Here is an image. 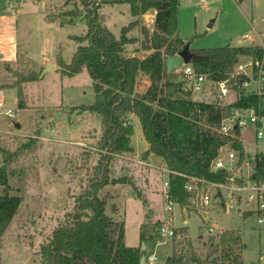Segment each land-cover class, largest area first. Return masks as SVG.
I'll return each instance as SVG.
<instances>
[{
    "label": "rangeland",
    "instance_id": "374dc122",
    "mask_svg": "<svg viewBox=\"0 0 264 264\" xmlns=\"http://www.w3.org/2000/svg\"><path fill=\"white\" fill-rule=\"evenodd\" d=\"M82 10L81 0H0V84L9 83L13 78L5 65L6 59L16 51L15 63L8 65L13 71L28 74L34 64L37 67L46 63L55 65L37 80L22 85L26 109L18 107L17 89L0 90L4 96L0 107V145L14 150L29 139L36 140L32 150L20 156L8 169V193L20 197L21 204L0 237L1 264H42L41 246L48 242L60 223L71 218L75 199L93 174L99 157L95 143L100 136V118L94 113L71 109L94 102L88 71L85 68L67 77L57 65L59 59L70 63L78 46L71 37L86 32V25L77 19ZM70 11L79 14L71 22L69 18L76 16L64 15ZM100 13L105 18L103 24L111 32L125 24L129 16L127 11L117 20L112 6L102 7ZM152 14L154 11L150 10L139 19L150 33L154 29ZM46 16L54 21H45ZM261 18H264V0H179L178 32L183 42L190 43V49L224 47L251 33L252 20ZM57 20L67 24L60 26ZM190 98L194 101L199 95L193 96L190 92ZM234 98L229 95L225 102ZM126 121L131 124L133 134L132 151L125 156L144 158L146 143L140 137L139 121L131 115ZM15 124L20 127L16 128ZM243 145L253 152L248 138ZM144 159L157 168L165 167L163 161L155 157ZM157 168L141 167L114 156L110 163V183L99 196L108 197V216L124 224L126 246H137L141 231L151 236L148 251L144 253L147 259L155 247L152 241L164 242L156 259L157 264H162L171 253L173 238L161 237L158 231L166 220L164 173ZM245 169L240 171V177L246 175ZM0 192L4 193L3 188ZM180 208L173 207L169 220L175 228L186 227L188 236L200 246L198 248L202 247L198 237L210 235L209 228L239 230L244 245L243 264H264V223H257V216H263L261 212L249 210L243 215L235 209L225 211L217 205L206 210L210 213L203 218L192 201L189 207ZM222 232L208 236L203 242L207 243L209 238H216ZM184 237H176V242ZM177 249L187 250L181 245ZM207 252V246L203 245L199 253L205 256Z\"/></svg>",
    "mask_w": 264,
    "mask_h": 264
},
{
    "label": "trees",
    "instance_id": "16d2710c",
    "mask_svg": "<svg viewBox=\"0 0 264 264\" xmlns=\"http://www.w3.org/2000/svg\"><path fill=\"white\" fill-rule=\"evenodd\" d=\"M127 4L133 17L154 11L153 32L149 35L143 28L141 49L150 55L140 59L123 54L127 38L137 21L122 27L119 38L105 27L104 18L98 10L104 4ZM82 20L86 34L73 37L79 45L69 64L61 59L57 65L61 74L73 77L87 69L94 90V102L73 110L87 111L100 118V136L95 146L99 157L82 193L75 199L74 212L70 219L60 223L48 242L40 248L42 264H140L144 255L142 245L152 240L142 231L139 244L128 247L124 242V224L112 220L106 214L108 197H100L110 183V163L114 155L132 151L133 128L126 121L134 115L141 126L148 149L144 158L153 155L160 158L171 172L168 195L181 208L189 207L195 193L184 189L186 177L206 179L224 183L226 173L209 171L218 149L228 138L217 133L221 120V109L211 104L197 103L184 90L175 72L166 71L165 61L176 55L186 42L179 37V0H81ZM68 16L79 14L68 12ZM75 18V17H73ZM47 21L53 18L46 16ZM70 20L69 22H71ZM86 43V44H84ZM249 49L224 47L191 49L199 56L192 66L200 72H211L217 80L225 73L237 56ZM34 64L32 71L25 74L13 71L8 65L5 70L12 75V84L0 86V90L17 89L19 109H26L22 85L38 79ZM139 75L148 77L150 85L143 92H136ZM248 101H244L247 104ZM35 139L21 144L14 150L0 145V237L5 233L21 204V198L8 193V169L20 156L32 150ZM252 178L264 181V157L256 162ZM244 215V214H243ZM250 214H246L249 216ZM185 236L181 242L176 237ZM186 227L174 228L172 252L164 264H242L244 249L239 230L223 231L217 238H209L207 254L202 256L186 237ZM208 244V245H207ZM186 251H178L179 246ZM1 264V262H0Z\"/></svg>",
    "mask_w": 264,
    "mask_h": 264
},
{
    "label": "built area",
    "instance_id": "2783aa9c",
    "mask_svg": "<svg viewBox=\"0 0 264 264\" xmlns=\"http://www.w3.org/2000/svg\"><path fill=\"white\" fill-rule=\"evenodd\" d=\"M230 46L249 50L237 56L222 80L215 79L211 72L197 71L192 64H183L175 71L184 90H189L193 96L199 95L195 102L208 103L221 109V120L216 131L228 138L218 149L209 168L212 173L224 171L226 181L214 183L202 178L186 177L184 189L188 193H195L192 202L199 207L201 211L198 212L202 216L206 215V210L218 205L225 211L235 209L242 214L249 210L261 212L263 216H257V222L262 224L264 181L252 178V175L256 162L264 157V32L252 30ZM229 95L235 98L225 102ZM244 101L248 103L244 104ZM1 102L0 98V105ZM245 138L253 145V152L245 149ZM260 144L263 148H258ZM128 154L130 155L121 153L114 156L130 160L141 167L157 168L144 158L125 156ZM243 168H246V175L240 177L239 173ZM157 169L164 173L163 211L166 220L160 224L158 231L161 237L172 238L174 228L169 218L176 203L168 195L171 172L166 166ZM154 260L155 255L152 254L145 258V263Z\"/></svg>",
    "mask_w": 264,
    "mask_h": 264
},
{
    "label": "crops",
    "instance_id": "0c3cea01",
    "mask_svg": "<svg viewBox=\"0 0 264 264\" xmlns=\"http://www.w3.org/2000/svg\"><path fill=\"white\" fill-rule=\"evenodd\" d=\"M104 6H112V9H115V11H116V19L117 20H121L122 19V14H126V12L128 11V14H129V16L127 17V19L124 21L125 22V24H123V25H120V26H118L117 27V29L116 30H113L112 31V33L115 35V37L116 38H119V36H120V32H121V29H122V27H124V26H127L129 23H132V22H135V21H137V25L134 27V28H132L130 31H129V33L127 34V38L128 39H131V40H133L131 43H128V44H126L125 45V47H124V51H123V54H124V56H126V57H133V56H136V57H138V58H140V59H143V58H145V57H147V56H149L150 55V51H147V50H143V49H141V42H142V40H143V35H142V29L143 28H145L147 31H148V33H149V35H151L152 34V32L150 33L149 32V30L144 26V25H141L140 23H139V19H140V17L142 16V15H140V16H137V17H133L131 14H130V8H129V5H127V4H112V3H110V4H104V5H102L101 6V8L98 10V13L100 14V15H102L101 13H100V10L102 9V7H104ZM121 9H123V10H121ZM12 13H14V12H12ZM102 16H104V15H102ZM151 17H152V22L154 21V15L152 14V15H150ZM82 16H80V17H75V18H77V19H80V22H83L84 23V21L82 20V18H81ZM105 19V18H104ZM70 20H72L73 21V17H70L69 18V20L68 21H70ZM45 21H47V19H46V17H45ZM54 21V20H53ZM244 21L246 22V20H245V18H244ZM47 22H49V21H47ZM57 22L60 24V26H64V25H66L67 23H64V21L62 22V21H59V20H57ZM85 24V23H84ZM246 24H247V22H246ZM178 25H179V20H178ZM211 25H209L208 27H210ZM264 18H261L259 21L258 20H256V19H253L252 20V24H251V28H252V30H254V31H257V32H264ZM86 30H87V28H86ZM86 34V32L84 33V34H82V35H80V36H83V35H85ZM247 34V33H246ZM139 36L141 37L140 39H139ZM243 36V35H242ZM73 37H79V36H72L71 38H73ZM182 40V39H181ZM238 41V40H237ZM76 42V41H75ZM185 42V41H184ZM77 43V42H76ZM78 44V43H77ZM84 44H86V43H84ZM190 44V43H189ZM79 45V44H78ZM230 45V44H229ZM78 47V46H77ZM77 47H76V49H77ZM191 48V47H190ZM76 51V50H75ZM17 51H16V53L14 52L11 56H9V58L8 59H6V61H7V63H6V65H13L14 63H15V60H16V55H17ZM23 55H26V56H28L27 54H23ZM71 61V60H70ZM50 63H46L45 65H43V66H41L40 68H42V67H44V66H47V65H49ZM5 65V64H4ZM52 66H53V69L55 68V65L54 64H52ZM84 70V69H83ZM12 80H13V78H12ZM11 80V81H12ZM9 82V83H12V82ZM14 81V80H13ZM9 83H6V84H9ZM1 85H4V84H0V86ZM149 85H150V82H149V79H148V77L147 76H145V75H139V77L137 78V82H136V92H139V93H143L148 87H149ZM3 91H0V98H1V101H2V104H3V101H4V99H3V93H2ZM11 114H12V112H11ZM129 115H131V114H129ZM131 116H134V115H131ZM135 117V116H134ZM136 118V117H135ZM138 120V119H137ZM140 137H142V139L144 140V138H143V135H142V133H140ZM144 142L146 143V141L144 140ZM131 148H132V140H131ZM148 149V144L146 143V150ZM154 156L153 155H150V156H148V158L150 159V158H153ZM155 158H157V157H155ZM157 159H159V160H161L160 158H157ZM165 165V164H164ZM166 166V165H165ZM110 205V204H109ZM174 206H179L178 204H175ZM180 207V206H179ZM107 208H108V205H107ZM106 208V209H107ZM181 209V208H180ZM214 209V208H213ZM209 211H207L206 212V215H204V216H202L203 218H207L208 217V215H209ZM106 214H107V210H106ZM108 215V214H107ZM250 217H254V216H250ZM256 217V216H255ZM160 218H162V217H160ZM243 218L244 219H247V218H249V217H244L243 216ZM184 223H185V220H184ZM258 223V222H257ZM173 228H175V227H173ZM182 228V227H181ZM211 230V231H210ZM209 231H210V235H208V236H211V235H214L215 233H218V232H221V231H226V230H220V229H218V230H215V229H213V228H209ZM201 236V242H203V241H205L206 239H207V237L208 236H202V235H200ZM241 236V235H240ZM187 238L192 242V244H193V246L195 247V248H197L198 250L197 251H201V248H198V247H200V246H198L196 243H194L191 239H190V237L188 236V233H187ZM216 238H217V236H216ZM198 240H199V237H198ZM241 240H242V238H241ZM152 242H154L155 243V247H154V250L152 251L153 253L152 254H154L155 255V260L154 261H152V262H150V263H145V264H157L156 263V259H157V251H158V249H159V247H160V245H162L164 242H159V241H152ZM138 244H139V241H138ZM148 244H149V242L146 244V245H144L145 246V251H148ZM138 246V245H137ZM134 247H136V246H134ZM171 252H172V245H171ZM203 252V251H202ZM171 254V253H170ZM170 256V255H169ZM162 264H164V262L162 263ZM242 264H243V261H242Z\"/></svg>",
    "mask_w": 264,
    "mask_h": 264
},
{
    "label": "water",
    "instance_id": "95a60500",
    "mask_svg": "<svg viewBox=\"0 0 264 264\" xmlns=\"http://www.w3.org/2000/svg\"><path fill=\"white\" fill-rule=\"evenodd\" d=\"M199 56L191 52L190 44L186 43L183 48L176 53V55L168 57L165 61L166 71L167 73L171 74L175 72L181 65H189L192 62L197 61ZM53 70L52 65H47L44 69L37 67L35 68V72L39 74V76H43L48 71ZM16 128H19V124H15ZM112 210H114V205L111 206ZM142 250H145V246L142 245ZM140 264H145V257L144 255L140 259Z\"/></svg>",
    "mask_w": 264,
    "mask_h": 264
},
{
    "label": "bare ground",
    "instance_id": "6f19581e",
    "mask_svg": "<svg viewBox=\"0 0 264 264\" xmlns=\"http://www.w3.org/2000/svg\"><path fill=\"white\" fill-rule=\"evenodd\" d=\"M2 106V104L0 105V107Z\"/></svg>",
    "mask_w": 264,
    "mask_h": 264
}]
</instances>
